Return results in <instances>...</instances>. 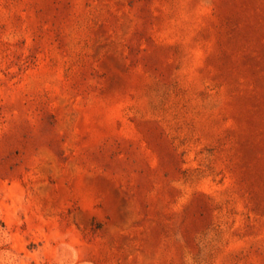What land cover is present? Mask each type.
Masks as SVG:
<instances>
[{"label":"rangeland","instance_id":"1","mask_svg":"<svg viewBox=\"0 0 264 264\" xmlns=\"http://www.w3.org/2000/svg\"><path fill=\"white\" fill-rule=\"evenodd\" d=\"M0 264H264V0H0Z\"/></svg>","mask_w":264,"mask_h":264}]
</instances>
